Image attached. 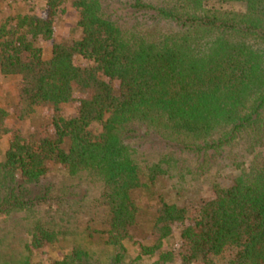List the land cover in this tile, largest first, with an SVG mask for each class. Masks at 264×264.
Segmentation results:
<instances>
[{
	"label": "trees",
	"instance_id": "1",
	"mask_svg": "<svg viewBox=\"0 0 264 264\" xmlns=\"http://www.w3.org/2000/svg\"><path fill=\"white\" fill-rule=\"evenodd\" d=\"M44 8L0 25V264H264V0Z\"/></svg>",
	"mask_w": 264,
	"mask_h": 264
},
{
	"label": "rangeland",
	"instance_id": "2",
	"mask_svg": "<svg viewBox=\"0 0 264 264\" xmlns=\"http://www.w3.org/2000/svg\"><path fill=\"white\" fill-rule=\"evenodd\" d=\"M63 12H60L55 20V34L54 38L50 41L41 42V45L44 49V52L47 53L53 42H60L68 37V35L73 34L77 36L78 32L76 30V22H77V12L70 8L69 6H65ZM29 13L35 14L37 16H44L45 8H44V0H28L26 2L22 0H0V25L6 22H10L13 17L16 16L17 13ZM17 88V82L14 80H6L3 81L0 79V101L2 104H7L9 101L13 100L14 91ZM76 105L74 103L64 105L62 107V114L65 116H73L75 114ZM52 117L51 110L47 108L38 109L33 115L32 119L33 123L30 124V121L27 119L23 122H18L17 124L13 123L14 121L9 122V128L12 132H20L23 135H27V133L35 132L34 130L36 126H42L46 132L49 130L48 121L49 118ZM94 132L97 133L99 131V126H95L93 128ZM5 139H9L8 135L3 136L0 141V145ZM18 226L17 228H19ZM6 229V225L0 227V229ZM39 253V252H38ZM43 258L49 257L46 252L42 253Z\"/></svg>",
	"mask_w": 264,
	"mask_h": 264
}]
</instances>
